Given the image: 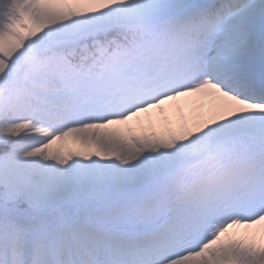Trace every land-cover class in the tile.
<instances>
[{
	"label": "snow or ice",
	"instance_id": "6c2138e0",
	"mask_svg": "<svg viewBox=\"0 0 264 264\" xmlns=\"http://www.w3.org/2000/svg\"><path fill=\"white\" fill-rule=\"evenodd\" d=\"M0 264H264V0H0Z\"/></svg>",
	"mask_w": 264,
	"mask_h": 264
},
{
	"label": "rangeland",
	"instance_id": "374dc122",
	"mask_svg": "<svg viewBox=\"0 0 264 264\" xmlns=\"http://www.w3.org/2000/svg\"><path fill=\"white\" fill-rule=\"evenodd\" d=\"M177 105H178V110H181V111H186V108H185V101L181 100V101H178V102H175ZM165 111L163 114H161L162 117L166 116L168 118H171V119H175L176 118V111L177 110H174L170 107V105H165L163 106ZM156 113L154 112L153 113V119L156 118ZM144 117H142L143 119ZM157 132H159L161 129L160 128H156L155 129ZM55 147V146H54ZM80 148V145L77 144V143H73L71 141V139H69L68 141L65 142V149L66 150H79ZM233 231H242V230H236L234 229Z\"/></svg>",
	"mask_w": 264,
	"mask_h": 264
}]
</instances>
